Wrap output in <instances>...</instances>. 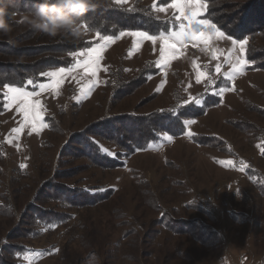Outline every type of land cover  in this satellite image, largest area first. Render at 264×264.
<instances>
[{
    "label": "rangeland",
    "instance_id": "374dc122",
    "mask_svg": "<svg viewBox=\"0 0 264 264\" xmlns=\"http://www.w3.org/2000/svg\"><path fill=\"white\" fill-rule=\"evenodd\" d=\"M111 1L125 8L137 3L149 7L156 19L169 21L168 31L177 30L178 22L170 21L173 10L161 13L153 9L154 4L162 6L160 0ZM131 33L140 32H122L109 38L84 33L91 45L78 53L104 45L100 70L92 76L90 71L75 68L77 55L72 57L69 68L75 70L60 85L37 97L43 105L46 128L31 134L28 128L13 132L21 117L15 105L9 107L6 102L0 115V136L5 145L4 160L0 161V203L10 204L11 212L0 215V245L29 241L31 250L24 255L22 264H66L73 259L77 264H261L264 197L256 193L258 180L256 175L252 180V169L264 175V136L262 132H253L252 127L264 132V72L248 71L246 61L243 72L226 79L239 59V45L233 46L232 38L215 37L207 46L188 44L169 59L166 67L158 68L159 41L153 44ZM14 47L22 53L20 45L15 43ZM217 64L221 66L220 73L215 70ZM199 72L206 74L201 83L196 82ZM143 75L145 83L135 88ZM42 76L44 81L40 84L52 79ZM209 79L212 87H208ZM37 86L24 88L33 91L38 90ZM220 87L228 90L216 95ZM215 97L219 99L217 106ZM196 98L200 103L192 102ZM189 104L193 109L205 107L204 115L185 118L183 134L170 140L163 139L167 134H154L155 140L148 148L123 159L120 168L102 170L80 153L86 148L83 137L97 132L104 135L107 131L99 125L107 121L174 112V108L179 110ZM189 120L192 123L188 124ZM168 125L171 126L170 122ZM171 127L175 130V126ZM127 128L122 129L126 132ZM196 136L217 142L200 146L194 142ZM90 143L87 152L95 150V143L108 157L113 158L118 152L100 138ZM68 172L73 176L61 183L85 190L110 189L112 197L93 208L66 209L71 215L68 225H76L68 236L64 229L50 234L44 229L39 239L23 240L21 231L27 229L25 218L31 214L33 200H39L38 205L46 212L60 211L42 194L45 189L47 194L52 193L46 187L56 184L53 178ZM194 199L206 203L204 207L214 212V227L222 241L219 248L204 249L188 236L173 237L158 231V227L154 228L158 231L154 238L142 236L144 230L155 227V221L162 218L155 208L158 205L177 220L189 222L198 218L200 215L187 207ZM231 212L236 222L244 221L230 220ZM134 228L137 232L126 240L122 238ZM101 253L106 258L101 259ZM128 254L135 255V262L128 259Z\"/></svg>",
    "mask_w": 264,
    "mask_h": 264
},
{
    "label": "trees",
    "instance_id": "16d2710c",
    "mask_svg": "<svg viewBox=\"0 0 264 264\" xmlns=\"http://www.w3.org/2000/svg\"><path fill=\"white\" fill-rule=\"evenodd\" d=\"M35 3H37V0H10L9 3H6V7L9 13H22L32 9ZM235 6L239 7L236 8ZM209 13H211L210 18L217 22L218 26L227 35H230L232 39L247 42L245 57L248 63V71L264 72V0H211L208 5V13H205V15ZM16 17L10 21L13 27L11 33L13 42L11 44L8 43V37L0 35V115L3 114L6 105L4 98L5 85L33 89L44 81L42 73L48 69L69 68L72 65V57L91 45L84 37L85 32L95 34L98 38H109L115 37L122 32H143L148 35L158 36L170 29L169 21L156 19L149 7L137 3L130 8H125L117 6L111 0L107 9H98L96 12L88 13L81 18L83 27L78 36L68 34L51 38L30 29L27 25L15 24ZM15 43L21 46L19 49H23L22 53L17 52L18 47H14ZM5 57L10 60L5 61L3 59ZM145 80L143 75L142 79L137 80L140 82H137L135 88L143 85ZM28 81H33V83L28 84ZM215 100L217 106L219 99L215 97ZM174 109V112H154L147 116L137 117L129 115L119 117L118 120L112 119L99 125L100 128L107 131L104 135H99L101 132H97L86 134V137H83L84 148L91 144L92 139L97 140L99 138L115 147L118 152L113 158L102 154L96 143L94 144L95 150L93 152H87L85 148L80 153L84 158L95 161V166L102 170H115L122 167L123 159H127L135 152L146 150L148 148L147 145H150L155 140L154 134H167L170 137L182 135L184 132L182 127L183 120L185 118L196 119L202 117L205 112V107L204 109H193L192 104L180 107L179 110ZM181 109H184L183 112H180ZM168 122H170L171 126H175V130L168 125ZM116 126H119V129ZM123 127H128L126 132L122 129ZM120 129L122 130L119 131ZM138 131L141 133L136 135ZM252 131L262 132L264 136V132L258 128L252 127ZM196 137L198 138L194 137L196 140L194 142L200 146H210V143L215 144L217 142L213 138ZM78 144L81 145L79 142ZM4 156L5 145L0 136V161L4 160ZM262 158H264V151ZM255 175L258 180L255 186L257 189L256 193L264 197V175L260 171L252 169V180ZM72 176L73 173L68 172L64 176L53 178L56 184H50L51 186L46 187L49 190L51 189L52 193L47 194L45 189V193L42 194V196L46 194L45 196L49 201L60 209L59 212H46L42 210L43 207L38 205L40 203L39 200H33L30 210L31 214L25 218L27 220V229L21 231L23 240L39 239V237L43 236L44 229L48 230V234L64 229L65 236H68L76 225L74 227L68 225L71 215L65 212L66 209L72 211L93 208L109 201L112 197L113 192L110 189L104 190L101 188V191L98 188H86L85 190L69 187L61 183V180L69 179ZM205 204L198 201V199H194L192 205L187 204L188 208L200 215L189 222L174 219L168 213L163 212L159 205L155 206L158 211L160 210L162 218L155 221V227H151L147 231L144 230L145 233L142 236L152 239L158 231H163L173 237L188 236L204 249L219 248L222 241L214 227L216 217L212 210L204 207L206 206ZM9 207L10 204L2 201L0 203V215H8L11 212ZM229 217L235 223L244 221L242 219L236 222L233 212H231ZM157 227L158 231L154 230ZM133 232H137V229H132L129 233L124 234L122 238L126 240ZM28 242L10 246L0 245V264H22L24 255L31 250L29 249L31 245ZM57 253H59L58 249ZM108 253L106 254L105 252V256ZM101 255L102 253L99 255L101 259L106 258ZM90 256L92 255L88 257ZM127 256L130 261L135 262V255L130 256L128 254ZM219 260L222 262L223 256ZM245 260H249V258ZM66 264H77V261L73 259V261H68ZM261 264H264V256Z\"/></svg>",
    "mask_w": 264,
    "mask_h": 264
},
{
    "label": "snow or ice",
    "instance_id": "6c2138e0",
    "mask_svg": "<svg viewBox=\"0 0 264 264\" xmlns=\"http://www.w3.org/2000/svg\"><path fill=\"white\" fill-rule=\"evenodd\" d=\"M123 0H116V3H122ZM211 0H172L168 3V0H160L162 6L153 5V9L157 12H167L169 9L173 10L170 17V21L178 22L177 30L167 31V34L161 35H148L146 33H131L130 35L138 36L143 40H150L153 44L157 41L160 43L159 48V60L156 61V67L163 68L168 64L169 59L175 58L177 53L187 47L188 44H192L193 47L203 44L209 45L212 42L213 37L216 40H229L230 35H227L213 19H211V13H208V5ZM233 46L239 45V59L234 66L231 67V71L226 79H232L233 74L243 72L246 64L245 60V43L246 41L231 39ZM104 45L101 44L98 48L93 47L84 53H77V62L75 68H83L86 71H90L92 76L96 75V72L100 70V52L103 50ZM83 57V60L79 57ZM215 58V56H213ZM226 60L228 57L225 58ZM74 68H60L57 72L42 73L46 77L52 78L47 84H39L38 90L28 91L24 87H11L5 85L4 98L7 102V106L15 105L18 115L21 117L19 126L14 128L13 132H21L25 128L30 129L29 134L32 131H38L39 129L46 128L48 125L43 122L42 112L44 111L43 105L37 97L43 92L57 87L63 82L66 75L74 71ZM216 72L220 73L221 66L216 65ZM204 72H199L196 76V82L201 83L202 77H205ZM33 81H28V84H32ZM212 81L208 80V87H212ZM91 85L89 86V91ZM159 90V89H158ZM225 87H220L215 93L216 95H222L227 91ZM83 91V89H81ZM87 93H85L86 95ZM193 103H200V99L196 98ZM187 103V102H186ZM188 124L192 123L191 120L187 121ZM190 136L191 133H188ZM163 139L170 140L171 137L164 136ZM11 142V141H9Z\"/></svg>",
    "mask_w": 264,
    "mask_h": 264
},
{
    "label": "clouds",
    "instance_id": "9594fccd",
    "mask_svg": "<svg viewBox=\"0 0 264 264\" xmlns=\"http://www.w3.org/2000/svg\"><path fill=\"white\" fill-rule=\"evenodd\" d=\"M0 0V35L8 37L12 43L11 33L14 17L17 25H27L30 29L56 38L63 35L78 36L83 27L82 17L98 9H107L110 0H37L27 12H8L6 3Z\"/></svg>",
    "mask_w": 264,
    "mask_h": 264
}]
</instances>
